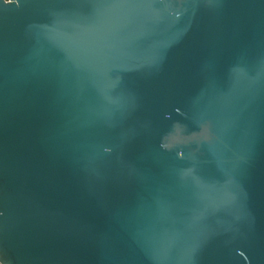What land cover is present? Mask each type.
Wrapping results in <instances>:
<instances>
[{
	"label": "water",
	"instance_id": "1",
	"mask_svg": "<svg viewBox=\"0 0 264 264\" xmlns=\"http://www.w3.org/2000/svg\"><path fill=\"white\" fill-rule=\"evenodd\" d=\"M1 264H264V0H0Z\"/></svg>",
	"mask_w": 264,
	"mask_h": 264
},
{
	"label": "built area",
	"instance_id": "2",
	"mask_svg": "<svg viewBox=\"0 0 264 264\" xmlns=\"http://www.w3.org/2000/svg\"><path fill=\"white\" fill-rule=\"evenodd\" d=\"M1 264V263H0Z\"/></svg>",
	"mask_w": 264,
	"mask_h": 264
}]
</instances>
